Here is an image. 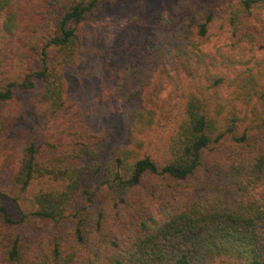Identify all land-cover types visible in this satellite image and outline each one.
Returning a JSON list of instances; mask_svg holds the SVG:
<instances>
[{
	"label": "trees",
	"instance_id": "1",
	"mask_svg": "<svg viewBox=\"0 0 264 264\" xmlns=\"http://www.w3.org/2000/svg\"><path fill=\"white\" fill-rule=\"evenodd\" d=\"M105 1L114 0H0V40L38 39L30 69L7 67L0 45V109L18 88L42 105L13 183L24 191L38 177L62 182L36 193L16 220L0 204V264H264V87L241 79L230 55L175 43L176 71L165 70L174 103L131 106L128 143L104 153L108 135L84 125L65 95L63 68L76 64L79 28ZM263 1L230 10L232 36ZM210 20L196 23L198 36ZM44 23L55 30L39 40ZM68 221L52 237L25 240L17 230Z\"/></svg>",
	"mask_w": 264,
	"mask_h": 264
},
{
	"label": "rangeland",
	"instance_id": "2",
	"mask_svg": "<svg viewBox=\"0 0 264 264\" xmlns=\"http://www.w3.org/2000/svg\"><path fill=\"white\" fill-rule=\"evenodd\" d=\"M238 3L239 0H114L100 3L87 15L79 28L77 62L63 68L65 95L79 107L90 132L108 135L104 153L128 143L127 110L131 106L174 103L175 82L166 71H176L170 54L175 43L230 55L234 69L242 71L241 79L248 74L264 87V1L249 15L241 16L232 36L233 26L225 22ZM19 5L23 9L24 4ZM209 15L212 20L208 22L207 35L200 37L195 25ZM54 30V24L44 23L39 40ZM27 38L18 33L0 40L7 67L14 63H23L29 69L37 65L32 54L36 53L33 47L38 39L25 44ZM21 48L27 51L21 52ZM137 90L139 95H133ZM223 94L230 99L233 95L225 88ZM41 108L34 91L18 88L14 100L0 109V204L6 206L13 220L33 209L34 196L40 190L62 187L60 180L47 177L33 179L24 191L13 183L23 147L38 132L35 115ZM99 181L96 178L85 183L93 186ZM81 200L79 197L76 203ZM71 225L69 221L59 225L46 222L34 233L25 226L17 230L27 240V235L33 239L39 234L52 237Z\"/></svg>",
	"mask_w": 264,
	"mask_h": 264
}]
</instances>
